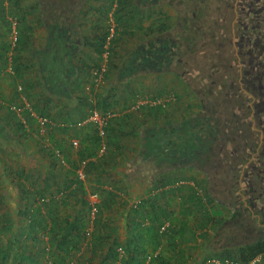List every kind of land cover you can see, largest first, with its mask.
<instances>
[{"label":"trees","instance_id":"trees-1","mask_svg":"<svg viewBox=\"0 0 264 264\" xmlns=\"http://www.w3.org/2000/svg\"><path fill=\"white\" fill-rule=\"evenodd\" d=\"M88 1L38 0L46 40L34 45L33 27L24 24L23 16L16 15L24 22L18 25L11 0H0V21L8 28L0 33V77L10 74L6 71L8 65L15 73L11 99L0 92V264L189 263L190 245L201 238L202 243L198 244L206 251L214 239L218 240V233L211 235L210 226L216 225L219 230L225 224L224 217L219 216L223 211L214 205L219 199L206 189L203 178L197 180L184 174L192 172L194 165H202L207 144L212 148L211 141L197 138L191 117L146 126L147 113L151 116L155 112L148 106L143 107L142 114L126 111L120 119H113L106 128V138L99 136L92 123L82 127L68 124H77L94 110L118 109L110 100L109 90L98 92L101 82L127 84L139 75H161L174 68L176 52L171 45L167 47L168 38L159 36L164 28L155 29V21L149 27L148 35L152 37L148 41L137 44L124 61H111L109 71H102L111 25L106 28L98 23L95 30L83 31L81 15L89 14V9L83 10ZM109 2L106 12L114 0ZM122 18L116 14L120 27ZM143 18L136 25L147 33ZM13 23L18 33L15 43L5 38L13 32ZM122 28L112 38L113 43L127 32L136 35L128 27ZM84 48H89V52ZM111 70L116 75L113 79ZM31 72H35V77H29ZM18 81L24 86L23 93L32 110L53 121L43 134L31 110L18 113L12 109L25 106L18 104ZM138 92L135 89L128 96L130 102L122 98L119 110L128 109V103L136 104ZM72 107H76L73 119L69 113ZM132 121L137 126L130 128L131 135L141 138H134L136 142L130 147L126 145L129 138H116V130L128 133L123 130ZM142 126L140 132L138 128ZM186 128L187 132L179 135ZM73 138H79L78 146L73 144ZM29 139L37 145L42 155L39 162L45 159L44 164L37 162L38 166H33L35 161L29 156L26 165L23 163L18 149L27 151ZM104 143L106 149L100 154ZM16 157L18 167L14 166ZM197 159L199 163L195 162ZM83 162L85 178L81 179L78 170ZM127 165L136 169V179L152 185L138 202L133 201L130 191V173L114 171ZM179 172H184L181 177ZM59 180L63 182L58 185ZM180 180H193L195 186H175ZM201 187L205 189L204 196L200 195ZM90 195L97 196L95 203ZM13 197L14 207L10 205ZM178 197L180 207L175 211L172 201ZM118 216L126 221L123 236ZM250 219L241 222L245 236L231 234L233 230L227 228L220 249L216 246L214 252L202 253L193 262L207 264L209 258L218 257L247 264L264 256V227Z\"/></svg>","mask_w":264,"mask_h":264},{"label":"flooded vegetation","instance_id":"flooded-vegetation-1","mask_svg":"<svg viewBox=\"0 0 264 264\" xmlns=\"http://www.w3.org/2000/svg\"><path fill=\"white\" fill-rule=\"evenodd\" d=\"M124 1L111 2L108 41L144 16L150 23L142 39L131 40L129 32L120 37L133 43L129 56L152 37L149 27L157 21L155 29L164 28L159 36L168 38L167 47L176 52L174 68L161 75H174L181 100L188 96L197 138L211 141L202 165L191 170L202 174L206 189L221 204L214 203L225 220L217 231L224 242L218 243H225L227 228L245 236L241 222L250 218L264 227V0ZM116 14L123 17L122 27Z\"/></svg>","mask_w":264,"mask_h":264},{"label":"crops","instance_id":"crops-1","mask_svg":"<svg viewBox=\"0 0 264 264\" xmlns=\"http://www.w3.org/2000/svg\"><path fill=\"white\" fill-rule=\"evenodd\" d=\"M10 4L13 6L14 13H15L14 17L16 18V20H19L18 19L19 17H17L16 15L23 16V18H25V19H23L25 23L23 22V20H21V21L19 20L18 25H22V23H24V24H29L33 27V30L31 31V35H32L31 41L34 43V45L43 44L46 40V29H45L44 25L42 24L41 9L37 6L38 0H16V1L11 0ZM108 4H109L108 0H89L88 1V3L83 8V10H85V8L89 9V14L87 15L85 13V15L84 14L81 15L83 23L85 24V27H84V25L82 26L83 31L95 30V25H97L98 23L102 24L103 27H106V28L109 27V25H110L109 13H110L111 8L108 12H106L108 7H109ZM33 6L34 7L36 6V8H34ZM0 22H1L0 23V33L3 34V31L8 30V28L3 25L2 21H0ZM13 25H14V23H13ZM5 38H8V37L6 36ZM0 39H3V37H1ZM132 44L133 43L126 45V43H124V41H121V40H118L117 43H113L112 41L111 42L108 41V43L106 44L105 47L109 51L103 53V59L101 60L102 62H101L100 68L102 69V71H105V72L109 71V69H110L109 63L111 61L114 62V61H117V59H123V57H125V55L127 54V50L130 49V47H132ZM134 45H135V43H134ZM112 48H113V51H112ZM83 51L89 52V48H84ZM26 56H27V54H26ZM10 69H11V71H10ZM6 70H7V72H10V74L8 73L6 76H4L3 78L0 79V86H1L0 92H1V94H3L6 97L7 100H10L11 97H8L7 93L10 91L9 88L13 89V86L10 84L14 80L13 76H15V73L13 72L11 66H9V65L7 66ZM110 74H111L110 78L113 79L115 77V71L111 70ZM35 75H36L35 72H31V75L29 77L33 78V77H35ZM145 76H148V75L143 74V75L137 76L136 78L145 77ZM150 76L163 77L162 75L158 76L156 74H153V75L151 74ZM150 76H148V77H150ZM173 79L176 80V78H173ZM158 82L162 85L159 87L160 89H158L157 92L154 93L156 95V98H153L154 101L152 103H150L148 100H146V103L150 104L148 107L155 108L154 109L155 110L154 115L151 114V116H150V113L149 112L147 113L149 120H150V117L154 116L153 119H151L152 122H151V120H150V122L154 123V124H156V126H158V125H161L163 123H166L169 120L174 121V120L181 119L186 115H190V112H189L190 107H188L186 104H184V105L181 104V95L178 93V90L176 88H172V89L170 88L171 90L168 91L170 93L169 94L165 91L166 87H167L166 86L167 84H165V80L162 78V79L158 80ZM160 84H158V85H160ZM171 84H172V82L169 83L168 85H171ZM17 91H18V104H24L25 102H28L26 96L23 93L24 86L22 85V83H20V81H18ZM165 92H166V94H165ZM10 93H12V92H10ZM13 93H14V91H13ZM143 93H144L143 90H140V92H138L136 94V98L138 99L139 96ZM167 94L174 97L175 103H173L171 105V108H169L166 111V109H165L166 105L161 104L160 101H162V102H163V100L166 101V99H167L166 95ZM156 100H157V102H155ZM146 106L147 105H141L139 103H136V104L132 105L131 108L129 107L128 109L119 110V111H118V109L115 111L112 110V112H115V114H116V116L113 119H115V120L120 119L122 116H124L123 114H125L126 111L131 112L133 109H137L135 112L136 115L142 114V111L144 110L143 107H146ZM159 108H161V110L163 109L162 114H160ZM75 109H76V107H72L69 109L70 116H73V117H71L72 119L75 117L74 116ZM146 119H144V120H146ZM23 121L25 122L24 118H23ZM36 122H37V120H36ZM147 123L149 124V122H147ZM77 139L79 141V138H77ZM72 140H76V138H73ZM26 146H27V151H24L23 149H18V154H19V156H21V158H23V163L25 165L27 163L26 158H28V156H29V158H32L35 161L33 164V166H34L37 162H39V159L41 158L42 155H40V153H39L40 151H38L37 145L34 144V142L32 140H30V139L27 140ZM27 153L29 155H27ZM102 153L103 152L100 150V154H102ZM44 162H45V159H43L39 163L44 164ZM36 166H38V164H36ZM116 168L114 169L115 173L116 172H124V171H125L124 173H127V174L130 173V177H129L128 182H129L131 194L133 195V201L134 202L140 201V199L143 196H145V194L148 192V189H150L152 187V185L146 186V184L143 181L136 179L133 175L134 170H136L134 167L130 168L127 165V166L123 167V169H116ZM188 173H190V172H188ZM174 174L177 175V173L175 171H174ZM62 182H63V180H59L58 185L61 184ZM179 182H180L179 186H182V185L193 186V187L195 186V183L193 180H180L177 183H179ZM58 185H57V187L60 188ZM174 201L177 202V198H175ZM163 202H165V200ZM124 223H126V221H124V219L122 217L118 216V227L122 228L123 232L120 231L122 236L125 233L124 232ZM198 243H200V244L202 243L201 238L198 239V242H196V244L190 245V247H189L190 248V255L192 257H191L189 263H186V264H197V263L193 262L195 257L202 256V253H204V254L212 253L215 251L216 248H218L215 245H209L210 247L205 251L204 249H202L203 246H201L202 248H200ZM218 249H220V247ZM211 258H209L208 260H210Z\"/></svg>","mask_w":264,"mask_h":264},{"label":"rangeland","instance_id":"rangeland-1","mask_svg":"<svg viewBox=\"0 0 264 264\" xmlns=\"http://www.w3.org/2000/svg\"><path fill=\"white\" fill-rule=\"evenodd\" d=\"M136 11L137 10H134V12H131L130 14H129V16H130V18L136 13ZM137 17H140V16H136V18ZM135 22H137L138 20H134ZM15 22V21H14ZM1 23V22H0ZM143 26H148L149 25V23H150V21H148V20H144L143 19ZM144 28V27H143ZM128 30L130 31V32H133V33H135L136 35H134V37H132L131 38V40H133V39H140V36L143 34L142 32V28L139 26V25H134V26H130L129 28H128ZM12 33L10 34V35H8L7 37V39L8 40H13V38H12ZM5 36V35H4ZM10 36V37H9ZM3 37V36H2ZM124 41H126V43H129L130 41H127V39H125ZM137 41V40H136ZM7 74H5V75H2V77H0V78H3L4 76H6ZM148 76H150L151 74H147ZM148 76H145V77H139V78H134L133 80H131L129 83H127V84H117L116 82H113V85L112 84H110V81H105V82H101V84H100V86H98V92H101V91H108L109 90V93H110V100L114 103V105H116V107H118V111H119V109H120V104H121V100H123L124 98H126L127 100V102L129 101L130 102V100L128 99V96H131L132 95V92H133V90H135V89H137L139 92H140V90H143V94H141L140 96H139V98L136 100V103H139V104H141V105H147V106H149L150 104L149 103H146V100H148L150 103H152L153 101H154V99L153 98H156V95L154 94V93H156L157 92V90L158 89H160L159 87L162 85V84H160L159 82H158V80H160V79H164L165 80V84H167L166 86V92L167 93H169L168 91L169 90H171L172 88H176L177 89V87H176V83L173 81V79H170V78H173L174 77V75H173V77L172 76H169L168 74L167 75H162L163 77H156V76H150V77H148ZM159 76V75H158ZM115 77H116V75H115ZM172 81V84L171 85H168L170 82ZM158 84H160V85H158ZM11 85V84H10ZM175 86V87H174ZM12 87V86H11ZM171 88V89H170ZM9 92L7 93V96L8 97H12V93H13V91H14V89H12V88H9ZM10 92H12V93H10ZM166 92H165V94H166ZM170 94V93H169ZM169 94H167L166 96H167V99H166V101H164L163 100V102H161V104H165L166 106H165V109H166V111L169 109V108H171V105L173 104V103H175V100H174V97L173 96H171V95H169ZM151 97V98H150ZM123 98V99H122ZM187 99H188V96H186L185 98H183L182 100H181V104H186L187 102ZM123 102V101H122ZM170 102V103H169ZM169 103V104H168ZM128 105L130 106V108L132 107V103H128ZM135 112H136V110L137 109H133ZM131 111V112H134V111ZM192 111V110H191ZM191 111H189L190 113H191ZM22 112V111H21ZM185 117H190V115H186V116H184V118ZM114 118V117H113ZM151 119H153V117H151L150 118V120ZM150 120L148 121L149 122V124L148 123H146V126H151V127H155L156 126V124H154V123H151L152 122V120H151V122H150ZM179 120V119H178ZM112 121V120H111ZM133 122V124H130V126H129V124L128 125H126L125 126V128H124V132H128V133H122L121 134V131H118V130H116V138H129V139H127L126 140V145H128V146H133L134 145V142H136V140L134 139V138H141V137H139V136H137V137H135V136H132L131 134V129L130 128H132V126H137L136 124H135V122L134 121H132ZM142 122V125L143 124H145V120H142L141 121ZM75 123V122H74ZM72 121L71 122H68V124L69 125H73V126H75V127H82V126H78L77 124H74ZM111 123V122H110ZM55 124H56V122H55ZM162 125V124H161ZM72 126V127H73ZM39 127V126H38ZM48 127V126H47ZM47 127L45 128V130H44V132H42L41 134H43V133H45L46 132V129H47ZM50 128V127H49ZM143 128V126L141 127V128H138V130L141 132V129ZM51 129V128H50ZM122 131V132H123ZM76 140L78 141V139L76 138ZM78 144H79V141H78ZM78 144L76 145V146H78ZM101 151H102V149H101ZM102 152H104V151H102ZM16 162H15V164H14V166H16V167H18V157H16ZM84 168H85V165L82 167H80V169H83L84 170ZM2 169H1V167H0V171H1ZM125 170V169H124ZM190 173H184V172H179V174H178V176L179 177H181L182 176V174L184 173L185 175L187 174V175H189V176H195L196 177V179L197 180H201L203 177H202V174L201 173H199V172H191V171H189ZM85 178V177H84ZM178 185H180V182L179 183H177L175 186H178ZM174 186V187H175ZM9 189H11L12 190V187L10 186L9 187ZM204 190L205 189H203L202 187L200 188V195H203L204 196ZM12 195H15L13 192H12ZM90 197V199L93 201V203H95L96 201H97V196L96 195H90L89 196ZM141 200V199H140ZM179 200V197L177 198V201ZM16 199L13 197L11 200H10V205L11 206H15L16 205ZM172 204H173V206H172V209L173 210H175V211H178L179 210V204H178V202H175V201H172ZM168 223H166V225H167ZM121 228V227H120ZM119 228V229H120ZM217 230H218V227L215 225V226H210V228H209V231H210V233H211V235L213 234V236H215L216 235V233H217ZM119 231H122V228L119 230ZM123 232V231H122ZM218 238V237H217ZM218 239H220V238H218ZM223 240L222 239H220V240H217V241H215V239H214V241L212 242V244L213 245H215V246H218V247H220V244L218 243V242H222ZM224 242V241H223ZM213 258H218V257H212L211 259H213ZM208 263L207 264H212V263H210L209 262V260L207 261Z\"/></svg>","mask_w":264,"mask_h":264},{"label":"built area","instance_id":"built-area-1","mask_svg":"<svg viewBox=\"0 0 264 264\" xmlns=\"http://www.w3.org/2000/svg\"><path fill=\"white\" fill-rule=\"evenodd\" d=\"M17 30H16V23H14L13 25V32H12V42L15 43L16 39H17ZM7 71V70H6ZM11 71V69H10ZM101 78V77H100ZM100 78L98 79L99 81ZM157 102V100L155 101ZM162 101H160L161 103ZM25 106L23 107H18V106H12V109L16 110L18 113H21V111H23L24 109H29L31 110V115L34 116L38 122V126H39V129H40V132H44L45 128L48 126V124H50L52 121L51 119H49L48 117L46 116H41V115H38L36 114L32 108H31V105L28 103V102H25L24 103ZM116 114L115 112H112V111H106V112H100L99 110H94L87 118H85L84 120H80L77 125L78 126H84L88 123H92L96 126V128L98 129V134L101 138H106V128L109 126L111 120L113 119V117H115ZM73 144L74 145H77L78 144V141L77 140H73ZM106 149V144L104 143L103 144V147H102V151H105ZM85 165V162L82 163V167ZM78 174H79V177L81 179H84L85 177V173H84V170L83 169H79L78 170ZM94 210H96L94 208ZM164 229V227H163ZM210 263L212 264H235L233 261L229 260V259H219V258H213V259H210L209 260ZM247 264H264V256L262 255H259L257 257H255L252 261H250L249 263Z\"/></svg>","mask_w":264,"mask_h":264}]
</instances>
